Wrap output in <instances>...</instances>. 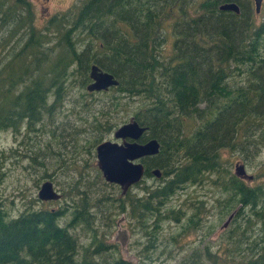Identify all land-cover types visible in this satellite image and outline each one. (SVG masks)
I'll return each instance as SVG.
<instances>
[{
	"label": "trees",
	"instance_id": "trees-1",
	"mask_svg": "<svg viewBox=\"0 0 264 264\" xmlns=\"http://www.w3.org/2000/svg\"><path fill=\"white\" fill-rule=\"evenodd\" d=\"M231 1L78 0L51 15L40 30L28 0H0V131H12L16 139L25 130L12 157L25 160L24 169L45 168L52 158L66 172H83L95 159V147L126 122L133 108L132 118L147 128L142 140L162 144L157 156L143 161L141 184L154 168L162 177L156 179L158 187H143L142 198L128 196L131 217L139 213L144 223L152 214L156 231L160 220L170 219L160 216V207L185 184L201 185L215 175L214 184L232 194L230 203L251 210L243 216L246 229L235 231L239 240L250 243L246 235L254 225L260 227L259 237L245 250L232 247L231 263L264 264V184L247 186L222 161L225 150L254 160L264 138V100L235 82L234 72L251 58L246 46L237 43L241 18L219 11ZM248 31L251 37L263 35L264 22L257 25L253 17ZM169 33L174 41L167 55ZM94 64L119 82L100 92L104 102L94 100L99 93L85 89ZM76 90L84 94L73 99ZM66 101L73 107L55 121ZM47 132L54 139L49 151L50 142L39 141ZM69 146L73 155L85 152L83 167L76 165V157L69 158ZM46 177L40 171L38 181ZM1 199L0 264H75L74 239L53 226L55 215L24 207L14 216ZM195 210L190 220L199 221L200 208ZM236 252L247 255L236 259ZM206 254L212 264L221 263L208 250ZM107 257L104 264H109Z\"/></svg>",
	"mask_w": 264,
	"mask_h": 264
},
{
	"label": "rangeland",
	"instance_id": "rangeland-1",
	"mask_svg": "<svg viewBox=\"0 0 264 264\" xmlns=\"http://www.w3.org/2000/svg\"><path fill=\"white\" fill-rule=\"evenodd\" d=\"M30 2V7L35 12L36 22L40 30L42 29L43 22H45L51 15L62 13L70 9L78 0H28ZM239 7V14H235L238 18H241L242 23L238 28V39L237 43L240 46H246L248 55L251 61L246 62L244 65H239L240 71L234 72L235 82L244 88H253L256 94L264 100V34L260 36H250L248 31L249 21L253 17H256L257 25L264 22V0L262 2L261 11L259 14L255 13V6L253 0H232ZM166 53L170 54L171 44L174 38L171 33L168 34ZM109 92L108 94H110ZM84 94V90H76L70 97L75 99L77 96ZM95 101H105V95L99 93L94 94ZM89 101H91L88 98ZM73 107L72 102L66 101L65 108L61 112L55 121H59L65 114H67L70 108ZM132 108V106H131ZM132 108L126 118V122L132 117ZM131 116V117H130ZM25 130L22 129V134L19 138L14 137V132L12 131H0V173H4L1 177L0 183V197L1 201L4 202V206L10 209L12 215L16 216L21 213L24 207L27 209H50V203L41 202L38 199V190L41 186L43 180L38 181L40 171L43 175L44 173H50L54 166V161L51 158L46 160V166L43 170H36V167L23 168L26 165L25 160H17L12 157L11 149L16 151L17 144L20 143L24 137ZM50 134L47 132L39 138V141L45 145L50 142L49 148L54 143V139L50 141ZM35 135L31 134L34 138ZM112 138L113 133L107 137V140ZM91 141H93L91 139ZM148 141V140H147ZM83 142H79L81 146ZM24 148V152L26 153ZM68 153H70L69 158L76 157V165L78 167H83V163L87 160L85 152L81 149L77 151L79 154L73 155L72 149L68 148ZM260 153L254 160L245 161L243 158L238 156V154L231 153L228 150L222 152V161L228 162L227 167L231 174L234 175V168L236 163H242L245 166L247 174L253 176V181L251 183L245 182L249 187H255L264 184V138L262 144L258 150ZM50 155V154H49ZM95 157V149H94ZM74 160H72L73 162ZM45 161L41 162L44 163ZM96 165V159H91L88 162L85 172L87 171V176L91 180V192L94 195L93 203H95L102 195V198L98 208L101 209L100 212L107 213L111 212L113 206L108 202L109 194L114 196L120 194L117 187H112L106 184L103 180L100 171H98ZM27 166V165H26ZM68 167H72L71 164ZM97 170V171H96ZM207 180L204 184L197 186L187 187V194L184 192H178L169 202L164 206L160 207V216L164 214L169 215L170 219H162L158 223V230L153 233L155 238L153 241L149 242L148 238L143 234L137 235V233L130 232L129 242L127 245V254L122 252L120 240H114L112 237H107L105 245L109 246L107 260L113 263L114 260H122L124 262H129L130 264H212L207 257V250L213 256L217 257L221 263L220 264H232L230 254H232L233 246H242L240 250H245L246 247L255 241L260 235L259 225H254L253 230L249 231L246 237L250 243H244L239 240L236 236L238 232H235L240 228L246 229L245 217H249L252 213L251 210L246 208V210H241V205L238 203H230L232 194L230 192H225L223 189L217 187L214 183L216 176H206ZM78 175L73 171H65V177L63 179L62 191L65 196V201L70 202L72 194L76 195L79 190ZM101 181H100V180ZM214 180V181H213ZM105 183V184H104ZM41 184V185H40ZM161 185V182L148 179L145 184H142L138 188H134L132 197H135L134 193H139L138 195L142 198L145 196V191L141 190L143 187H152ZM61 188V186H59ZM112 206V207H111ZM107 207H111L107 209ZM195 207H199L198 219L201 221V227L197 229H189L188 223L196 222V219L190 220L196 213ZM242 212V215L238 220H231L229 226L221 230L222 225L228 220L231 214L234 216L237 212ZM171 212V213H169ZM169 213V214H168ZM183 213L185 214L183 218ZM176 214H182L180 220L175 222L172 218L176 217ZM196 217V218H197ZM243 217V218H242ZM183 218V219H182ZM129 222L134 224V219L129 217V221L125 223V227L129 226ZM156 222V217L151 215L146 219V224L153 225ZM149 232L152 228H149ZM116 234V229L113 235ZM122 234V233H120ZM125 236V234H123ZM81 236L80 242L83 245H87L90 242V238L84 233L79 234ZM146 237V238H145ZM246 237H244L246 239ZM145 238V239H144ZM103 241V242H104ZM119 241V242H118ZM149 242L148 245H146ZM115 245L119 249L111 250L110 246ZM252 245V244H251ZM232 250V251H231ZM240 252V251H239ZM237 254L236 259L240 255L246 256L247 253ZM106 255L101 254L99 263L103 262V257ZM230 255V256H229ZM112 257V258H111Z\"/></svg>",
	"mask_w": 264,
	"mask_h": 264
},
{
	"label": "flooded vegetation",
	"instance_id": "flooded-vegetation-1",
	"mask_svg": "<svg viewBox=\"0 0 264 264\" xmlns=\"http://www.w3.org/2000/svg\"><path fill=\"white\" fill-rule=\"evenodd\" d=\"M106 140H103V141H106ZM109 140L113 141L112 138H110ZM145 142H146L145 140L139 141V143H145ZM96 147H95V159H96ZM144 160L145 159H142L140 162L143 164ZM53 161H54L53 169L50 173L46 174L47 177L43 179V182L50 181L53 185V190L60 196V198L55 201H47V202L41 201L44 203H50L51 204L50 209L41 208V209H34V210L35 211H45L50 214L52 213L53 216L55 215L56 217L52 220L53 226L61 227L65 229L68 235L71 236L72 239H74L75 251H74L73 260L75 264H81L84 261L88 264H92V263L101 264L99 263L100 261L99 257L101 256V254L106 255L109 249V246L105 245L106 243L104 241L107 237L113 236L114 240L119 239L120 242L119 241L118 242L121 244L122 252L124 254H127L128 252L127 245L129 242L131 231L132 232L135 231L137 235L143 234L144 236L148 238L149 242L154 240V237L152 235L156 229V222L153 225L146 224V221L144 223H141L143 219H141L139 213H136L134 215V218L132 216V218L134 219V224H131V222H129L128 224L130 228L128 226L125 227L126 221L128 222L129 217L131 218V214L128 212L129 200H130L128 196H132L134 188L140 187L142 185L141 182L143 180L140 183L130 187L128 191L126 192V194H122V190L118 185L107 183L103 179L106 184H109L112 187H117L118 192L120 194L117 197V195L114 196L113 194L110 193L108 199H110L109 203H111L113 206L112 211L109 213H107V211H105V213H102V212L99 213L101 209L98 208V206L102 198H105V196L102 195L100 199H98L95 203H93L94 195L91 192V189H92L91 180L87 176V171L85 172L84 170L83 172L81 171L80 173H78L76 169L70 170L78 175L79 179L76 184H78L77 188L79 190L77 191L76 195L72 194L70 198V202L67 203L65 201V196L62 191L63 179L65 177V170L63 166H60L55 159H53ZM95 166L97 167V165ZM43 169L44 167L38 168V170H43ZM153 170H155V168ZM153 170H151V172ZM98 171L100 170L98 169ZM151 172H150L149 179L153 180L155 177L151 174ZM59 186H61V188ZM184 186L185 187L181 189V191L187 194L186 191H187V187L189 186V184L187 183ZM156 187L158 186H154L152 188L154 189ZM141 190H144V188H142ZM134 194L136 196V200L140 198V196L138 195L139 193H134ZM111 207H107V209H110ZM135 207H137L136 203H135ZM60 210H62L63 212L62 218H60L59 216ZM180 216H182V214ZM184 216L185 214L183 213V218ZM179 220L180 218L174 221L178 222ZM188 227L189 229H197L198 227L200 228L201 221H196L195 223L190 222L188 223ZM149 228H152L151 232H149L150 231L148 230ZM115 229H116V234L113 235ZM221 230H224V229H221ZM81 233H84V235H87V238H90V242L87 245H83L80 242L81 236L79 237V234ZM123 234H125V236ZM149 242L146 245H148ZM110 249L111 250L119 249V247L115 245H111ZM119 261H122V260L119 259ZM122 262L125 264L126 263L130 264L129 262H124V261Z\"/></svg>",
	"mask_w": 264,
	"mask_h": 264
},
{
	"label": "water",
	"instance_id": "water-1",
	"mask_svg": "<svg viewBox=\"0 0 264 264\" xmlns=\"http://www.w3.org/2000/svg\"><path fill=\"white\" fill-rule=\"evenodd\" d=\"M255 13L259 14L263 0H253ZM219 11L239 14V7L235 2H224L219 6ZM88 77L90 83L85 89L88 93L107 92L110 88L117 87L118 81L115 77L106 71H103L97 65H92L89 69ZM147 128L141 126L134 118L120 125L113 132V141L106 140L99 143L96 147V165L100 170L103 179L110 184L118 185L122 194H126L128 189L142 180H144L146 169L140 162L145 158L157 156L161 150V144L157 139H150L145 143H139L145 136ZM151 174L156 178L162 177V172L155 169ZM234 175L241 180L251 182L253 176L247 174L245 166L236 163ZM38 199L40 201H55L60 196L53 190L50 181L43 182L38 190ZM234 213L222 225L221 229L229 226Z\"/></svg>",
	"mask_w": 264,
	"mask_h": 264
},
{
	"label": "bare ground",
	"instance_id": "bare-ground-1",
	"mask_svg": "<svg viewBox=\"0 0 264 264\" xmlns=\"http://www.w3.org/2000/svg\"><path fill=\"white\" fill-rule=\"evenodd\" d=\"M116 78V77H115ZM119 83V82H118ZM161 146H162V144H161Z\"/></svg>",
	"mask_w": 264,
	"mask_h": 264
}]
</instances>
